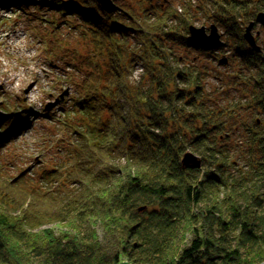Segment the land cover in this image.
<instances>
[{
	"label": "trees",
	"instance_id": "16d2710c",
	"mask_svg": "<svg viewBox=\"0 0 264 264\" xmlns=\"http://www.w3.org/2000/svg\"><path fill=\"white\" fill-rule=\"evenodd\" d=\"M114 1L108 13L95 0H74L87 51L70 63L80 78L65 114L75 142L55 174L72 186L62 182L59 206L44 218H55V229L40 230L41 218L0 202V264H262L264 48L254 51L243 31L264 0H198L234 42L233 75L249 95L223 106L212 103L202 66L174 59L168 43L190 46L183 13L163 2L121 9ZM8 106L0 148L30 119L29 108ZM244 107L252 120L240 116ZM235 132V145L224 143ZM189 148L202 168L182 166Z\"/></svg>",
	"mask_w": 264,
	"mask_h": 264
},
{
	"label": "rangeland",
	"instance_id": "374dc122",
	"mask_svg": "<svg viewBox=\"0 0 264 264\" xmlns=\"http://www.w3.org/2000/svg\"><path fill=\"white\" fill-rule=\"evenodd\" d=\"M134 1L120 0L119 5L121 9H126L133 6L131 3ZM184 1L151 0L156 5L166 3L165 8L172 7L176 13H183L191 24L205 26L209 30L214 23L211 14L199 8L198 0H192L190 3L194 6L190 8ZM69 5L72 6L67 12L62 10V7ZM73 9L83 13V8L74 0H0V114L9 104L27 107L30 111V119L25 127L15 132L0 148V202L10 212H26V216L37 222L40 221L37 216L41 218L43 224H39L40 230L55 226V218H44H51L54 208L59 206L54 202L64 192L61 189L65 187L62 182L72 186L62 173L57 178L55 174L61 170L70 145L75 142L69 126L73 115L70 120L65 114L78 96L73 81H79L80 78L70 63L77 61L87 51L84 39L79 36L80 21L74 16ZM171 24L182 31L183 26L175 17ZM218 28L226 44L208 53L200 52L199 48L191 44L183 46L170 42L168 45L175 54L174 59L192 62L206 70L205 83L212 94V103L223 106L248 94L242 95V87L233 75L239 67L230 62V45L234 42L224 28ZM253 33L258 44L264 48V27L256 25ZM131 43H134L132 37ZM223 57H227L228 64L220 62ZM141 70L142 67L137 69L133 79L140 77ZM231 81L233 83L230 85ZM49 105L55 106L48 110ZM250 113L244 107L240 116L252 120ZM238 137H241L238 132L231 133L224 143L233 146ZM12 201L17 204H11ZM98 233L102 244H106L100 228ZM34 261L31 263L38 264ZM121 264L133 263L125 257Z\"/></svg>",
	"mask_w": 264,
	"mask_h": 264
},
{
	"label": "water",
	"instance_id": "95a60500",
	"mask_svg": "<svg viewBox=\"0 0 264 264\" xmlns=\"http://www.w3.org/2000/svg\"><path fill=\"white\" fill-rule=\"evenodd\" d=\"M102 8L108 12L113 13L118 9V6L115 4L113 0H96ZM261 24L264 27V11H260L257 13L254 20H251L244 28L243 31V39L248 43V45L254 49L256 52H261L262 47L257 42V37L253 33L255 26ZM259 31L257 35H259ZM223 34L219 32V28L216 24H211L209 30L205 26H196L194 24H190L188 26V42L205 51H211L214 49L221 48L225 46V41L222 39ZM222 64H227V57H223L220 59ZM68 93V91H65ZM63 97V94H61ZM56 101H59L58 99ZM56 105V104H55ZM55 105H49L47 109H51ZM181 164L184 168H202L203 160L201 156L193 152L192 150H186L181 158ZM143 209V208H140ZM264 264V262L262 263Z\"/></svg>",
	"mask_w": 264,
	"mask_h": 264
}]
</instances>
